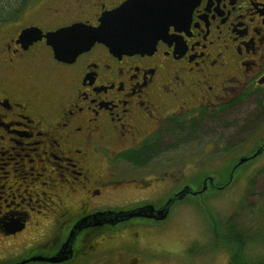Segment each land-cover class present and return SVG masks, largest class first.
Listing matches in <instances>:
<instances>
[{
  "label": "flooded vegetation",
  "instance_id": "flooded-vegetation-1",
  "mask_svg": "<svg viewBox=\"0 0 264 264\" xmlns=\"http://www.w3.org/2000/svg\"><path fill=\"white\" fill-rule=\"evenodd\" d=\"M123 1L19 0L0 19L6 264L183 261V245L162 236L189 195L202 202L203 186L228 187L235 164L227 179L218 165L203 175L204 156L226 161L250 143L262 147L255 159L264 156V0H187L148 23L164 32L139 51L95 42L61 60L45 37L18 41L27 27L97 26Z\"/></svg>",
  "mask_w": 264,
  "mask_h": 264
},
{
  "label": "rangeland",
  "instance_id": "rangeland-1",
  "mask_svg": "<svg viewBox=\"0 0 264 264\" xmlns=\"http://www.w3.org/2000/svg\"><path fill=\"white\" fill-rule=\"evenodd\" d=\"M209 129L210 125L203 127V134ZM253 145L237 146L235 156L226 161L220 158L210 163L212 160L204 156L200 170L203 175L212 174L218 165L225 173L222 179H227L232 163L242 155H251ZM193 147L189 145V151ZM263 160L264 156L253 157L236 167L228 187L207 188L202 202L199 196L187 197L182 218L169 224L161 239L170 247L183 245V261L177 259L174 264H226L230 253L234 264L264 260V175L258 171ZM9 259L1 258L0 264Z\"/></svg>",
  "mask_w": 264,
  "mask_h": 264
},
{
  "label": "water",
  "instance_id": "water-1",
  "mask_svg": "<svg viewBox=\"0 0 264 264\" xmlns=\"http://www.w3.org/2000/svg\"><path fill=\"white\" fill-rule=\"evenodd\" d=\"M187 0H125L112 10L104 12L99 18L97 26H88L82 23H73L69 26L60 27L53 31L42 33L37 27H27L20 31L18 41L28 44L33 40L45 37L46 43L53 49V54L61 60H70L79 52L88 49L95 42L104 43L111 50L133 52L144 50L148 45H153L155 38L162 34L163 29L149 27L158 17H170L175 11H180ZM151 39L152 42L144 43V39ZM258 148L251 157L258 155L261 151ZM249 158L241 156L233 166L236 167L248 161ZM232 171V175H233ZM232 182V177L229 184ZM206 191L202 187V194ZM186 193V189L180 192ZM179 193V194H180ZM163 213V208L157 210ZM136 213L130 212L129 215ZM67 257L51 255L50 257H33L32 259H44L50 262H57Z\"/></svg>",
  "mask_w": 264,
  "mask_h": 264
},
{
  "label": "trees",
  "instance_id": "trees-1",
  "mask_svg": "<svg viewBox=\"0 0 264 264\" xmlns=\"http://www.w3.org/2000/svg\"><path fill=\"white\" fill-rule=\"evenodd\" d=\"M15 1H19V0H0V19L1 20L9 19L10 13L13 12V10H19L20 7L14 4ZM242 264H251V263L243 262Z\"/></svg>",
  "mask_w": 264,
  "mask_h": 264
}]
</instances>
